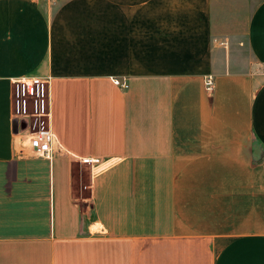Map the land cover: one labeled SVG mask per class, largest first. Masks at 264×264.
<instances>
[{"label": "crops", "instance_id": "1", "mask_svg": "<svg viewBox=\"0 0 264 264\" xmlns=\"http://www.w3.org/2000/svg\"><path fill=\"white\" fill-rule=\"evenodd\" d=\"M0 264H264V0H0Z\"/></svg>", "mask_w": 264, "mask_h": 264}, {"label": "built area", "instance_id": "2", "mask_svg": "<svg viewBox=\"0 0 264 264\" xmlns=\"http://www.w3.org/2000/svg\"><path fill=\"white\" fill-rule=\"evenodd\" d=\"M114 83L127 87L126 81L114 79ZM206 90L212 92L214 75L204 78ZM13 119L18 122V133L25 138L29 155L34 159H53L56 149L64 151L57 135L51 127L52 122V81L51 78H21L12 80ZM86 163L97 160L82 159Z\"/></svg>", "mask_w": 264, "mask_h": 264}, {"label": "water", "instance_id": "3", "mask_svg": "<svg viewBox=\"0 0 264 264\" xmlns=\"http://www.w3.org/2000/svg\"><path fill=\"white\" fill-rule=\"evenodd\" d=\"M13 125H14V131H15L16 133H18V122H17L16 119L14 120Z\"/></svg>", "mask_w": 264, "mask_h": 264}]
</instances>
